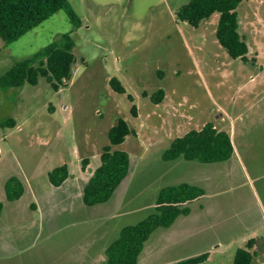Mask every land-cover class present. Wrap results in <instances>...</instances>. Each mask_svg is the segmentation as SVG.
<instances>
[{
  "label": "rangeland",
  "instance_id": "1",
  "mask_svg": "<svg viewBox=\"0 0 264 264\" xmlns=\"http://www.w3.org/2000/svg\"><path fill=\"white\" fill-rule=\"evenodd\" d=\"M67 1L80 27L60 10L0 56L1 76L62 34L74 40L66 86L54 89L40 77L34 86L0 90V264H107L106 249L122 229L154 212L162 188L181 183L204 196L190 215L151 233L140 264L205 252L201 264H233L250 239L264 242V0L236 8L245 59L219 43L218 13L197 26L178 18L188 0ZM113 77L124 94L110 86ZM159 90L165 96L155 104ZM120 119L130 133L111 148L129 155V172L107 202L86 206L83 187ZM210 122L230 136L228 160L162 159L176 138ZM63 165L69 178L53 187L48 174ZM12 176L24 192L8 201ZM251 264H264V251Z\"/></svg>",
  "mask_w": 264,
  "mask_h": 264
},
{
  "label": "trees",
  "instance_id": "2",
  "mask_svg": "<svg viewBox=\"0 0 264 264\" xmlns=\"http://www.w3.org/2000/svg\"><path fill=\"white\" fill-rule=\"evenodd\" d=\"M241 0H188L177 12L181 21L197 26L202 20L218 13L219 20L216 36L221 46L233 58L245 59L247 44L238 33L236 8ZM65 11L75 28L81 21L67 0H0V38L5 44L17 41L32 29L38 27L58 11ZM74 40L70 33L46 45L31 57L15 63L0 76V90L21 87L25 84L36 85L40 77L54 89L66 86L72 76L75 63L73 54ZM112 89L124 94L125 88L113 77ZM164 91L159 90L151 97L153 103L164 99ZM132 102L133 98L128 95ZM132 116H137L133 105ZM8 123H12L11 121ZM130 133L127 123L120 119L110 129V145L103 149L101 165L85 183L82 201L87 206L107 202L129 172V155L125 151L112 150L124 142ZM234 153L230 136L226 131L218 130L213 123L205 124L199 130H191L176 138L163 152L164 161L183 159L212 163L228 160ZM84 166L87 159L83 160ZM69 178L66 165L54 168L48 174V181L53 187H60ZM24 192V185L17 177H9L5 183L8 201L19 199ZM204 196V190L196 185L181 183L162 188L154 203V212L136 225L122 229L120 237L106 249L107 264H137L144 244L157 228H168L179 216L191 212L190 205ZM3 203L0 202V215ZM264 251V242L250 239L245 248L236 251L233 264H251L253 257ZM208 258V253L187 257L173 264H201Z\"/></svg>",
  "mask_w": 264,
  "mask_h": 264
},
{
  "label": "crops",
  "instance_id": "3",
  "mask_svg": "<svg viewBox=\"0 0 264 264\" xmlns=\"http://www.w3.org/2000/svg\"><path fill=\"white\" fill-rule=\"evenodd\" d=\"M29 32H30V31H29ZM7 45H8V44H5V43L2 41V39L0 38V56H1V55H5V53H8V52L10 51V50H8V48H7L8 46H7ZM67 180H68V179H67ZM67 180H66V181H67ZM66 181H65V182H66ZM65 182H64V183H65ZM62 185H63V184H62ZM81 196H82V193H81ZM82 202H83V201H82ZM83 204H84V203H83ZM84 205H85V204H84ZM86 206H87V205H86ZM93 206H94V205H93ZM32 208H33L34 210H36V211L39 210V209L37 208V206H36L35 203H32ZM190 214H191V212H190ZM190 214H189V215H190ZM187 216H188V215H187ZM175 221H176V220H175ZM175 221H174V222H175ZM173 224H174V223H173ZM173 224H172V225H173ZM172 225H171V226H172ZM171 226H170V227H171ZM168 228H169V227H168ZM143 249H144V248H143ZM139 257H140V256H139ZM140 263H141V262H140V258H139L137 264H140Z\"/></svg>",
  "mask_w": 264,
  "mask_h": 264
}]
</instances>
